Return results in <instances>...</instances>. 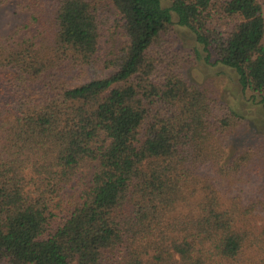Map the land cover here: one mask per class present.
<instances>
[{
  "label": "trees",
  "instance_id": "trees-1",
  "mask_svg": "<svg viewBox=\"0 0 264 264\" xmlns=\"http://www.w3.org/2000/svg\"><path fill=\"white\" fill-rule=\"evenodd\" d=\"M17 5L27 21L0 37V264H264V134L229 156L245 117L185 73L203 52L264 98L260 0Z\"/></svg>",
  "mask_w": 264,
  "mask_h": 264
},
{
  "label": "rangeland",
  "instance_id": "rangeland-1",
  "mask_svg": "<svg viewBox=\"0 0 264 264\" xmlns=\"http://www.w3.org/2000/svg\"><path fill=\"white\" fill-rule=\"evenodd\" d=\"M260 3L264 15V2L260 0ZM27 19L28 13L18 7L17 0L6 2L0 7V37L11 33L17 26L25 23ZM175 29L180 36L183 47L191 48L194 46L193 37L186 29L178 26H175ZM32 33H34L33 29L29 34ZM121 42L123 39L116 36V45ZM101 48L104 51L107 49L106 38L102 40ZM110 72L111 70L104 71L100 77L107 76ZM185 73L192 83L211 85L219 99L221 98L224 103L245 117V127L226 146L229 156L236 150L247 146L258 135L264 134V98L248 91H242L232 70L217 64L213 58L207 60L202 52V58L188 67Z\"/></svg>",
  "mask_w": 264,
  "mask_h": 264
}]
</instances>
